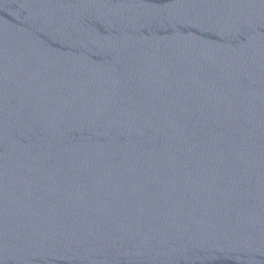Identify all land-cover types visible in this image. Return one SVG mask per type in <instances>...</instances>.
I'll use <instances>...</instances> for the list:
<instances>
[{"label":"water","instance_id":"water-1","mask_svg":"<svg viewBox=\"0 0 264 264\" xmlns=\"http://www.w3.org/2000/svg\"><path fill=\"white\" fill-rule=\"evenodd\" d=\"M0 264H264V0H0Z\"/></svg>","mask_w":264,"mask_h":264}]
</instances>
